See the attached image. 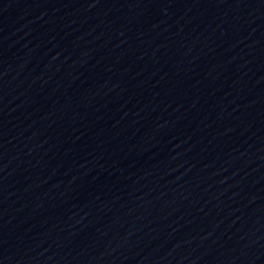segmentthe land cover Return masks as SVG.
I'll list each match as a JSON object with an SVG mask.
<instances>
[{"label": "water", "instance_id": "obj_1", "mask_svg": "<svg viewBox=\"0 0 264 264\" xmlns=\"http://www.w3.org/2000/svg\"><path fill=\"white\" fill-rule=\"evenodd\" d=\"M0 264H264V0H0Z\"/></svg>", "mask_w": 264, "mask_h": 264}]
</instances>
